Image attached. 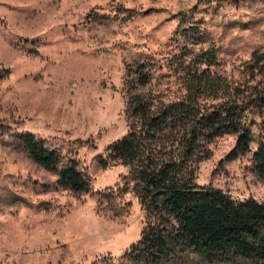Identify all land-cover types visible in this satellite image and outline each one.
Returning <instances> with one entry per match:
<instances>
[{
    "label": "rangeland",
    "instance_id": "374dc122",
    "mask_svg": "<svg viewBox=\"0 0 264 264\" xmlns=\"http://www.w3.org/2000/svg\"><path fill=\"white\" fill-rule=\"evenodd\" d=\"M192 66L245 92L264 84V0H0V264H145L128 256L145 225L128 168H102L98 156L126 133L130 93L174 99ZM140 74L151 76L145 87ZM247 118L249 150L223 160L236 136L215 137L195 181L262 201L252 152L264 104ZM21 132L74 159L89 191L61 188L14 138ZM117 188L112 201L99 195ZM161 264L251 263L188 252Z\"/></svg>",
    "mask_w": 264,
    "mask_h": 264
},
{
    "label": "trees",
    "instance_id": "16d2710c",
    "mask_svg": "<svg viewBox=\"0 0 264 264\" xmlns=\"http://www.w3.org/2000/svg\"><path fill=\"white\" fill-rule=\"evenodd\" d=\"M205 53L212 62L214 54ZM208 67L187 70L174 99L163 100L150 92L130 93L126 133L98 156L102 168L112 164L128 168L127 182L143 210L145 225L128 250L133 260L161 264L194 252L209 262L264 264V199L237 200L195 181L197 164L208 157L206 146L215 137L236 136L223 160L249 150L253 135L247 116L264 104V84L245 92ZM138 77L140 87L151 81L148 74ZM14 138L35 163L57 174L61 188L89 191L90 181L74 159L63 162L57 149L31 132L14 134ZM252 171L264 179L262 140L252 152ZM124 191L109 189L99 195L112 201Z\"/></svg>",
    "mask_w": 264,
    "mask_h": 264
}]
</instances>
